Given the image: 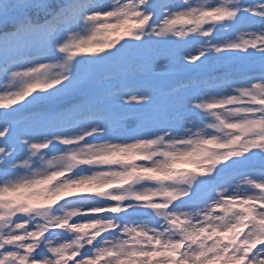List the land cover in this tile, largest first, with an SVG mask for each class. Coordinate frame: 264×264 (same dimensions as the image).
I'll return each mask as SVG.
<instances>
[{
	"label": "snow or ice",
	"instance_id": "snow-or-ice-1",
	"mask_svg": "<svg viewBox=\"0 0 264 264\" xmlns=\"http://www.w3.org/2000/svg\"><path fill=\"white\" fill-rule=\"evenodd\" d=\"M0 264H264V0H0Z\"/></svg>",
	"mask_w": 264,
	"mask_h": 264
}]
</instances>
